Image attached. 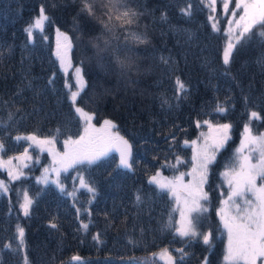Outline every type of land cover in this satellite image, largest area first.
Returning a JSON list of instances; mask_svg holds the SVG:
<instances>
[{"label":"trees","instance_id":"16d2710c","mask_svg":"<svg viewBox=\"0 0 264 264\" xmlns=\"http://www.w3.org/2000/svg\"><path fill=\"white\" fill-rule=\"evenodd\" d=\"M211 10L206 0H0V156L29 146L21 134L53 138L62 150L82 130L71 71L54 52L57 30L83 75L75 103L96 125L114 124L130 147L126 167L105 153L67 166L59 185L33 178L49 162L34 146L38 160L23 175L0 171V264H165L155 256L162 247L172 264H250L223 260L216 210L244 126L264 129V15L223 60V18ZM40 12L42 27L28 31ZM206 120L228 122L230 132L209 163L194 234H179L172 195L149 176L187 170V142Z\"/></svg>","mask_w":264,"mask_h":264},{"label":"rangeland","instance_id":"374dc122","mask_svg":"<svg viewBox=\"0 0 264 264\" xmlns=\"http://www.w3.org/2000/svg\"><path fill=\"white\" fill-rule=\"evenodd\" d=\"M211 6V16L215 20L218 14L223 18L226 36L222 52L223 60L233 43L264 15V0H206ZM42 12L29 24L28 31L42 27ZM54 52L64 72L71 71L74 88L70 89V98L82 121L81 132L66 139L63 149L56 147L53 138L21 134L18 138L28 141L40 152H46L49 162L43 164L42 171L33 178L39 183L59 185L58 175L74 162L93 160L116 152L119 163L126 167L130 147L126 140L114 129V124L103 121L96 125L90 115L76 103L77 92L83 87V75L79 67H73L69 56V38L59 30L54 32ZM199 134L188 140L191 151V165L187 170L175 174H164L157 170L149 176V181L165 189L174 199L177 210V232L194 234L192 218L194 212L204 206V191L209 163L213 161L230 132L229 123H213L209 120L197 122ZM238 144L239 161L236 167L222 172L228 193L221 199L217 214L226 232L223 260L239 258L250 264H264V129L257 133L244 126ZM27 146L20 153L10 157L0 156V171L6 179L13 180L24 173V167L38 160ZM5 178L0 177V186L6 188ZM30 201L26 193L22 196L20 211L28 212ZM20 232V231H19ZM155 256L165 264H172L173 258L166 248L155 252Z\"/></svg>","mask_w":264,"mask_h":264}]
</instances>
